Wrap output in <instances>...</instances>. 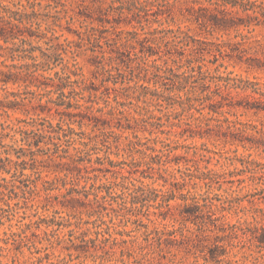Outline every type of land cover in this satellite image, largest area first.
<instances>
[{
	"label": "clouds",
	"instance_id": "9594fccd",
	"mask_svg": "<svg viewBox=\"0 0 264 264\" xmlns=\"http://www.w3.org/2000/svg\"><path fill=\"white\" fill-rule=\"evenodd\" d=\"M0 264H264V0H0Z\"/></svg>",
	"mask_w": 264,
	"mask_h": 264
}]
</instances>
